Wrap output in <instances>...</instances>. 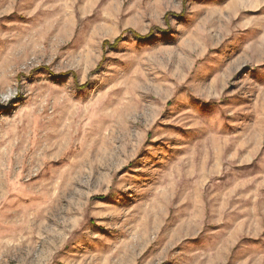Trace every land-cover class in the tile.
I'll return each instance as SVG.
<instances>
[{"label":"rangeland","instance_id":"1","mask_svg":"<svg viewBox=\"0 0 264 264\" xmlns=\"http://www.w3.org/2000/svg\"><path fill=\"white\" fill-rule=\"evenodd\" d=\"M0 264H264V0H0Z\"/></svg>","mask_w":264,"mask_h":264},{"label":"trees","instance_id":"2","mask_svg":"<svg viewBox=\"0 0 264 264\" xmlns=\"http://www.w3.org/2000/svg\"><path fill=\"white\" fill-rule=\"evenodd\" d=\"M134 35V37H136V38H141V37H139V35H137V33H133ZM118 41H120V39L119 38H117L116 40H115V42H114V45L113 46H115V44H116V42H118ZM105 44H107V43H105Z\"/></svg>","mask_w":264,"mask_h":264}]
</instances>
